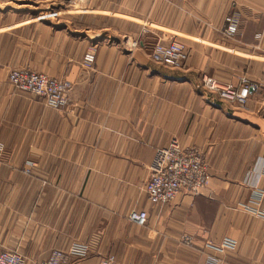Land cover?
Masks as SVG:
<instances>
[{"label": "crops", "instance_id": "obj_1", "mask_svg": "<svg viewBox=\"0 0 264 264\" xmlns=\"http://www.w3.org/2000/svg\"><path fill=\"white\" fill-rule=\"evenodd\" d=\"M75 2L80 12L55 11ZM169 41L188 52L181 68L150 59ZM16 68L70 82V105L15 90ZM202 76L244 79L245 107ZM263 81L264 0H0V251L39 264L77 243L89 247L78 264H264V103L252 88ZM174 138L202 152L208 186L151 205L148 167ZM224 239L235 248L206 247Z\"/></svg>", "mask_w": 264, "mask_h": 264}, {"label": "built area", "instance_id": "obj_2", "mask_svg": "<svg viewBox=\"0 0 264 264\" xmlns=\"http://www.w3.org/2000/svg\"><path fill=\"white\" fill-rule=\"evenodd\" d=\"M150 1L155 3L163 0ZM224 24V36L229 39L234 38L239 29V16L234 13L226 15ZM150 59L158 64L181 68L188 59V52L184 44L177 41L156 42L151 49ZM94 61V54L88 52L82 58V67L91 69ZM8 82L15 90L42 99L50 109L58 110L70 105L72 85L66 80L56 79L24 68H16L9 73ZM242 84L237 89L233 84H220L215 79L202 76V85L207 90L218 91L221 99L245 107L249 90L244 79ZM252 88L261 90V99L264 103V81L252 85ZM148 171L145 194L151 205L168 204L181 192L198 196L208 186V166L202 152L195 147L182 146L175 138L171 139L167 146L155 150ZM25 172L29 173V169H26ZM245 210L250 209L245 207ZM257 215L264 216V211ZM128 219L136 226L144 227L147 222V213L134 211L130 213ZM183 241L190 243L191 238L184 236ZM206 247L213 251H231L235 248V242L230 239H224L219 243L209 241ZM88 252V245L74 243L67 248L53 250L49 257L39 264H78L87 257ZM113 262L114 259L110 257L102 264H112ZM0 264L26 263L20 253L2 250L0 251ZM208 264H221V262L216 258L209 257Z\"/></svg>", "mask_w": 264, "mask_h": 264}, {"label": "rangeland", "instance_id": "obj_3", "mask_svg": "<svg viewBox=\"0 0 264 264\" xmlns=\"http://www.w3.org/2000/svg\"><path fill=\"white\" fill-rule=\"evenodd\" d=\"M163 1H165V0H163ZM162 1V2H163ZM158 2H161V1H158ZM83 4H79V3H74V6H72V7H70V5H68V4H66L65 6H63L62 8H60V9H56L55 11L56 12H68V13H70V12H72V11H74V13L76 12H80L82 9H83ZM230 14V13H229ZM228 15V14H227Z\"/></svg>", "mask_w": 264, "mask_h": 264}]
</instances>
